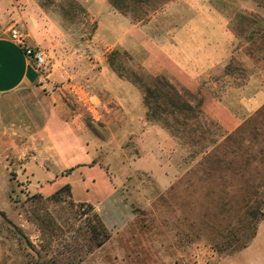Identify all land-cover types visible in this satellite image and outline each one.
<instances>
[{"label": "rangeland", "instance_id": "374dc122", "mask_svg": "<svg viewBox=\"0 0 264 264\" xmlns=\"http://www.w3.org/2000/svg\"><path fill=\"white\" fill-rule=\"evenodd\" d=\"M19 1L13 5L23 9ZM35 2L46 12L64 16L62 32L82 35L80 41L94 31V23L73 0ZM153 2L155 10L150 0L126 12L115 9L145 24L152 38L175 45L190 67L197 68L189 74L198 85L190 88L165 74L150 75L123 51L108 55L109 66L138 89L139 83L151 85L154 77H161L192 105L202 100L200 124L209 127L208 141L221 143L253 119L250 136L241 133L224 147L229 151L239 146L242 159L236 168L227 165L228 156L218 165H199L200 157H190L193 147L171 137L175 146L160 157L159 174L133 168V161L141 157L135 140L113 138L112 151L104 157L99 150L88 164L104 169L109 180L100 169L80 176L72 173L78 169L73 167L64 171L67 179L52 182L58 172L54 164L42 173L50 182H39L30 173L36 176L52 164L41 157L31 161L27 139L0 124V264H158V250L174 264L262 263L259 250L264 251V240L252 250L233 252L229 245L244 243L264 219L246 214L250 207H260L264 214V9L254 0ZM64 39L65 33L58 36L60 53L77 47ZM49 71L48 63L43 75ZM83 121V128L91 131L95 125L103 127L91 117ZM150 123L168 133L162 123ZM71 160L64 156L61 165ZM117 212L121 219L111 221L119 227L111 248L107 244L92 249L94 214L103 222V217H116Z\"/></svg>", "mask_w": 264, "mask_h": 264}, {"label": "crops", "instance_id": "0c3cea01", "mask_svg": "<svg viewBox=\"0 0 264 264\" xmlns=\"http://www.w3.org/2000/svg\"><path fill=\"white\" fill-rule=\"evenodd\" d=\"M13 1L0 0V124L27 139L31 161L41 157L42 162L52 164L39 169L36 176L31 172L32 180L50 182L42 173L54 164L58 172L52 182L67 179L68 175L63 173L73 167L78 169L72 173L80 176H85L88 169H100L108 179L104 169L88 164L97 159L99 150L102 149L104 157L112 151L113 138L136 141L141 157L133 161L134 169L161 174L160 157L170 154L175 144L170 134L147 120L142 92L109 66L108 55L123 51L150 75L165 74L190 88L198 85L189 74H194L197 68L190 67V60L175 45L152 38L145 24L132 21L116 10L110 0H73L94 23V31L84 34L85 41H80L82 35L62 32L65 19L55 10L46 12L35 0H20L19 5L22 2L24 7L17 9ZM12 29L19 31L28 46L44 51L50 64L45 77H40L25 57L11 35ZM62 33L66 35L65 42L70 46L76 42L77 47L60 53L58 36ZM84 117H91L93 123L103 127L95 125L93 131L83 128ZM64 156L72 160L61 165ZM120 213L102 218L112 233L105 247L108 244L111 248V241L118 235L119 227L111 221L121 219ZM262 237L264 219L255 237L241 251L252 250L259 240H264ZM259 252V263L264 264V251ZM154 254L158 264L165 260L174 264L159 250Z\"/></svg>", "mask_w": 264, "mask_h": 264}, {"label": "trees", "instance_id": "16d2710c", "mask_svg": "<svg viewBox=\"0 0 264 264\" xmlns=\"http://www.w3.org/2000/svg\"><path fill=\"white\" fill-rule=\"evenodd\" d=\"M146 1L148 0H110V3L114 8L126 12L129 7H140L142 3ZM150 1H152L151 10H155L157 7L156 4L153 0ZM254 1H256L259 7L264 9V0ZM136 20L140 21L141 19L137 17ZM152 81L153 83L151 85H144L138 82L139 90L143 95L147 120L150 122L162 123L166 130H168L170 136L178 140L180 144L191 145L194 150H191L190 157H200V161L198 162L199 165L213 162L218 165L223 163L226 156H228L230 159L227 160V165L231 168H236L243 157V154H239L237 150L239 146H234L229 151H227L230 148L229 146L227 150H225L224 147L232 140L234 141L241 133L250 136V123L253 119L248 120L239 130L226 137L221 143L218 140L212 142L208 141V136L206 134L209 127L200 124V119L203 116L201 111L203 105L202 100L192 105L188 100L184 99L183 94L168 80L161 77H154ZM185 93L188 92L185 91ZM168 118L174 119L169 121L167 120ZM171 123H173V125ZM188 131H190V135ZM213 146L214 148H210ZM243 160L249 162V157H245ZM74 169L75 168H71L68 171H73ZM256 211L252 210V207H250V212H246V214L252 215V219L261 221L264 218V214L260 213V207L259 209L257 208ZM93 217L95 224L92 227L90 244L91 248L95 249L103 246L110 239V234L99 216L94 214ZM254 237L255 228H253V234L247 236L244 243L242 242L241 245L232 243L233 245L230 244L229 247L233 252L241 251L248 246Z\"/></svg>", "mask_w": 264, "mask_h": 264}, {"label": "built area", "instance_id": "2783aa9c", "mask_svg": "<svg viewBox=\"0 0 264 264\" xmlns=\"http://www.w3.org/2000/svg\"><path fill=\"white\" fill-rule=\"evenodd\" d=\"M11 35L15 38L17 45L22 49L25 57L28 58V60H30L34 65V68L38 71L39 76L45 77L43 74L48 67V61L44 51L39 48L28 46L23 36L16 29L11 30Z\"/></svg>", "mask_w": 264, "mask_h": 264}]
</instances>
